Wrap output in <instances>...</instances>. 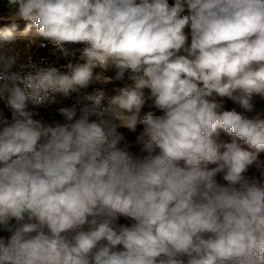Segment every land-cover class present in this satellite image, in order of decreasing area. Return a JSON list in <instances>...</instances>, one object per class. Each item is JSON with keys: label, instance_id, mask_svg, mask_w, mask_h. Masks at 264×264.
I'll list each match as a JSON object with an SVG mask.
<instances>
[{"label": "clouds", "instance_id": "9594fccd", "mask_svg": "<svg viewBox=\"0 0 264 264\" xmlns=\"http://www.w3.org/2000/svg\"><path fill=\"white\" fill-rule=\"evenodd\" d=\"M7 3L0 264H264V183L245 175L264 177V0ZM21 42L65 57L76 55L65 45L85 46L65 71L30 56L12 71ZM114 81V95L82 94ZM73 94L83 106L59 108L63 121L29 110ZM137 126L140 160L117 131Z\"/></svg>", "mask_w": 264, "mask_h": 264}, {"label": "built area", "instance_id": "2783aa9c", "mask_svg": "<svg viewBox=\"0 0 264 264\" xmlns=\"http://www.w3.org/2000/svg\"><path fill=\"white\" fill-rule=\"evenodd\" d=\"M23 30V29H20ZM27 46V42H23ZM85 45L83 44H69L65 45V47L70 52H75V57L68 56L65 57L58 49L53 47L52 45H48L47 47H38L33 46V49L27 54L22 53L19 48L16 47V50L21 53L20 60L16 65L13 66L12 71H20V64H28V57H31V62L37 65L38 67H57L60 71H65L66 64L69 62H75V60L79 56V50L82 49ZM31 68H26L24 71H29ZM107 75L114 76V72H108ZM124 86V82L114 81L109 84H94L90 85L89 88L82 91V94H91L97 89H102L105 91L107 95H114L116 91ZM147 90V89H146ZM82 94H73L69 98L59 97L57 103L52 104L50 106H42L38 108H33L31 105L29 106V110L34 113L33 118L42 120L46 123H53L54 121H63V117L59 113V108L61 107H76L79 112V108L82 107L81 103V95ZM5 109L10 111L7 107L6 103L3 100H0V109Z\"/></svg>", "mask_w": 264, "mask_h": 264}, {"label": "rangeland", "instance_id": "374dc122", "mask_svg": "<svg viewBox=\"0 0 264 264\" xmlns=\"http://www.w3.org/2000/svg\"><path fill=\"white\" fill-rule=\"evenodd\" d=\"M173 2H174V0H169L170 4L173 3ZM8 12H9V8H8L7 0H0V16H7ZM10 23H11V21L0 20V28L4 27L6 24H10ZM15 23L18 26V30H20V29H24L28 22L24 21V20H17V21H15ZM185 32L186 33H190V29L186 28ZM190 39H191V37L189 35V43H190ZM16 47L19 48L22 53H27V51H28V47L23 42L19 43ZM32 49H33V47L30 49V51ZM145 97H146V103H145V107H144L143 111L153 110L151 108V106L153 104V100L150 98L149 90H145ZM222 101H223L225 109H231L232 107L235 106L227 98H222ZM257 107L258 108H264V101H259L258 100ZM9 113L11 115V111H9ZM5 117L6 116H4V118ZM142 130H143V126H137V129L134 132L129 130V129H127V128H119L117 130L118 133L120 135H122L123 138H124L121 141V145L127 143L128 151H129L130 155L134 159H137V160L143 159L145 156H147L149 154L144 149L143 144L137 143V140H136V137L142 132ZM220 139L223 140V141L230 142L231 138L229 136H227V134H225V133H223L221 131ZM260 159L264 160V153L260 154ZM245 175L248 176L249 178L257 179L260 183H264V177H261L260 173L254 167L250 168L248 173H246ZM216 179H217V182L220 183L221 185H225L227 183L226 181L223 180L222 174L218 175L216 177ZM12 223L14 224L15 221H12ZM131 223H132V221L127 219V218H125V217H120V219H118V222H116L117 225H130ZM9 235L7 237H3V238L7 239L9 237Z\"/></svg>", "mask_w": 264, "mask_h": 264}, {"label": "crops", "instance_id": "0c3cea01", "mask_svg": "<svg viewBox=\"0 0 264 264\" xmlns=\"http://www.w3.org/2000/svg\"><path fill=\"white\" fill-rule=\"evenodd\" d=\"M7 111L8 110H5L3 108L0 109V118L7 119L8 121H11V115H10L9 111L8 112ZM4 116H6V117L4 118ZM116 222H118V220ZM9 234L10 233H8L7 231L3 230V228H0V237H7Z\"/></svg>", "mask_w": 264, "mask_h": 264}]
</instances>
